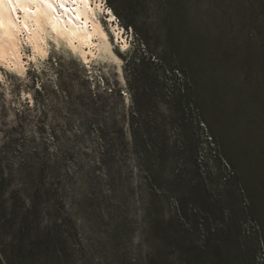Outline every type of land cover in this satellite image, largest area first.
<instances>
[{"label": "rangeland", "instance_id": "1", "mask_svg": "<svg viewBox=\"0 0 264 264\" xmlns=\"http://www.w3.org/2000/svg\"><path fill=\"white\" fill-rule=\"evenodd\" d=\"M97 1L125 49L97 11L109 49L88 67L49 38L46 59L0 63V264H149L163 227L190 264H264V0ZM209 149L223 174L198 159L193 195ZM23 181L56 190L18 231Z\"/></svg>", "mask_w": 264, "mask_h": 264}, {"label": "bare ground", "instance_id": "2", "mask_svg": "<svg viewBox=\"0 0 264 264\" xmlns=\"http://www.w3.org/2000/svg\"><path fill=\"white\" fill-rule=\"evenodd\" d=\"M102 9L99 1L92 6L88 0H13L11 3L0 0V63L22 71L23 44L32 47L31 57L39 55L46 59L49 38L54 46L62 43L71 54L78 53L83 63L89 65L101 48L100 43L109 49L107 34L96 14ZM105 10L110 23L114 14L108 8ZM115 24L114 20L112 29L119 28L120 32H115L114 37L120 41L122 30ZM126 44L120 41L122 49Z\"/></svg>", "mask_w": 264, "mask_h": 264}, {"label": "trees", "instance_id": "3", "mask_svg": "<svg viewBox=\"0 0 264 264\" xmlns=\"http://www.w3.org/2000/svg\"><path fill=\"white\" fill-rule=\"evenodd\" d=\"M145 57H142V61H144ZM170 81H172L175 84V81H177L176 79L172 78L174 71L171 70L170 72ZM167 79V78H166ZM182 91H185L184 88H181ZM182 97H186V95L182 94ZM213 155V156H212ZM211 158H214L213 160L215 161L217 170L219 175L218 176H222V170L223 168L221 167V158L218 157V153H216L215 151H212V149L206 153L205 159L199 158L196 154L195 157V161H194V167L196 169L194 176H187L185 175V178H183L184 181H186V186L188 189H190L191 194H197L200 195L201 191L206 192L207 190V186L204 182L205 177L203 176L205 174V172L202 171V168H205V165L203 164H198V159L201 160H205V161H209L211 160ZM208 163V162H207ZM225 177V176H224ZM9 185V182H5L4 178H0V197H2L4 195V192L7 189V186ZM160 187H155V189H159ZM56 188H54L51 184H49L48 186H44L43 185H35L34 183H30V181H23L21 183V188H18L17 190H15L16 193L20 194L21 192H26L29 191L30 194L28 195V198L30 200V204L28 206V208L25 209V211L23 212V214H21L20 216H16V218H18V220L13 223L14 225H16L17 230L20 231L21 229H26L27 227L30 226V223L28 222V217L31 215V213L33 215H35L36 213H38V210L41 207V202L40 199L44 196H48L50 194H54ZM157 192H161L162 194H166L167 191L164 189H161L160 191ZM175 195L177 197H175V201H176V212L178 213L179 216V212L181 211V207H180V203H179V192L175 191L174 192ZM49 198V197H48ZM23 205H20L19 208H22ZM246 209V207H244ZM6 209L7 207L5 206H1L0 205V220H4L5 215H6ZM18 210H15L16 213ZM2 218V219H1ZM6 219V218H5ZM14 219V218H13ZM162 229V228H161ZM162 236L159 235H155L153 237V246H152V253L149 256V264H170V262H167L168 260V256L170 255V253L166 252L163 253V247H170L173 248V251H175V253H179L181 254L182 251L180 250V248L177 245L178 241H181V236L179 234H177L174 237H171L169 235V230L168 228H164L162 229ZM166 239L169 240L166 241ZM171 239H173L171 241ZM167 242V243H166ZM173 243H175L173 245ZM223 242L218 240V244L216 245V250L220 253H222L223 250ZM205 247H207V243L205 240H203L202 244L201 243H195L193 244L190 248L189 251L187 252L188 254H191L193 251H202ZM167 255V256H166ZM189 258H182V254L180 255V259L178 261V264L181 263L183 264L185 261H188V264H190V260H188Z\"/></svg>", "mask_w": 264, "mask_h": 264}, {"label": "snow or ice", "instance_id": "4", "mask_svg": "<svg viewBox=\"0 0 264 264\" xmlns=\"http://www.w3.org/2000/svg\"><path fill=\"white\" fill-rule=\"evenodd\" d=\"M9 2L11 3V2H13V0H9ZM16 2H19V0H16Z\"/></svg>", "mask_w": 264, "mask_h": 264}]
</instances>
